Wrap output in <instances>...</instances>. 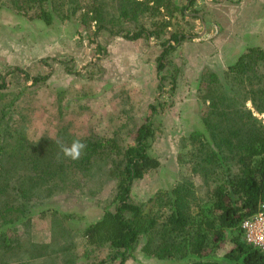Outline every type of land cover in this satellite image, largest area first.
<instances>
[{"label": "trees", "instance_id": "16d2710c", "mask_svg": "<svg viewBox=\"0 0 264 264\" xmlns=\"http://www.w3.org/2000/svg\"><path fill=\"white\" fill-rule=\"evenodd\" d=\"M58 1L11 0V8L50 25L53 11L69 2L62 0V5H56ZM194 2L189 0L190 5ZM87 5L95 34L104 30L128 40L159 37L170 25L159 19L161 9L167 13L175 8L172 0H111L108 4L92 0ZM67 11L72 14L76 9L69 6ZM144 13L156 18L154 30L140 24L133 29L122 26ZM180 13L183 15V10ZM185 38L184 32L177 31L161 42L155 58L159 94L127 142L98 134L73 137L71 141L80 139L86 148L78 160H72L60 147L71 145L66 135L59 140L27 141L18 127L5 120L7 105L0 106V257L20 250L29 233L33 208L43 207L60 191L75 197L95 195L102 190L97 178L103 173L114 182L112 195L102 216L84 223L80 235L87 249L107 246L109 252L106 258L90 264H125L142 235L147 238L144 252L171 264H264V253L245 241L241 229V221L264 204V123L247 106L250 102L254 111L264 114V71L259 72V68L264 69V50L260 47H250L229 65L223 82L212 75L200 94L205 106L201 129L189 136L193 146L183 154L188 156L190 174L200 178L203 188L188 176L170 189L156 192L146 203L132 201L133 184L160 166L149 153L155 137L154 118L168 105L161 96L165 81L167 95L176 90L175 76L164 72L168 56ZM11 73L22 75L32 85L45 82L50 75H31L19 67L0 72V94L8 88L7 75ZM183 154L178 160L182 161ZM40 213L56 218L60 212L48 208ZM60 215L62 222L80 221L77 214ZM230 234L231 246L223 250ZM43 247L49 249L50 245ZM45 251L32 252L30 258L45 255Z\"/></svg>", "mask_w": 264, "mask_h": 264}, {"label": "rangeland", "instance_id": "374dc122", "mask_svg": "<svg viewBox=\"0 0 264 264\" xmlns=\"http://www.w3.org/2000/svg\"><path fill=\"white\" fill-rule=\"evenodd\" d=\"M91 1L69 0L64 5L62 0L58 1L56 5L63 7L53 11L52 23L47 25L13 10L11 0H0V72L19 67L31 75L50 74L45 82L37 85L24 81L20 74L7 75L8 88L0 94V106L7 105L5 120L18 127L27 141L46 142L66 135L69 145L70 138L98 134L127 142L148 114V105L159 94L155 58L161 51V42L171 32L182 31L186 38L168 56L164 72L175 76L176 90L167 95L169 86L165 81L161 96L168 105L164 113L154 118L155 137L149 147V153L159 160L160 166L133 184L131 198L135 203H146L156 192L168 190L188 176L203 188L200 178L190 174L188 156L183 153L193 146L189 136L201 129V111L205 106L200 94L212 75L216 74L223 82L234 59L233 53L227 57L228 64L225 56L214 57L215 40L223 41V34L216 35L214 18L219 16L222 26L226 27L228 14L232 20L238 13L235 6L240 0H195L192 5L189 0H172L175 6L172 12L161 9L163 15H158L159 19L170 22L168 29L157 38L136 40L104 30L95 34L93 15L87 11ZM105 1L108 4L111 0ZM149 5L153 6L150 2ZM69 6L75 7V13H68ZM263 11L264 6L255 8L253 18L245 19L248 21L241 39H232L234 44L230 50L235 43L238 44L235 53L242 50V43L247 46L245 51L250 47L264 50ZM152 18L144 13L124 21L122 26L133 29L140 24L154 30L156 18ZM254 25L258 34L251 30ZM263 71L259 68V72ZM247 106L264 123V114L254 111L250 102ZM179 154H183L182 161L178 160ZM97 179L102 190L93 196L75 197L60 191L43 207L33 208L29 233L23 238L20 250L3 253L0 264H90L106 258L107 246L89 250L80 235L84 223L102 216L103 206L113 192L114 182L109 174L102 173ZM48 208L57 209L59 215L56 218L40 215ZM62 213L77 214L80 221L62 222ZM230 237L231 234L222 245L223 250L230 248ZM146 241L142 235L133 257L125 264L172 263L145 253ZM47 243L49 249L43 247ZM43 250L45 255L30 258L32 252Z\"/></svg>", "mask_w": 264, "mask_h": 264}, {"label": "crops", "instance_id": "0c3cea01", "mask_svg": "<svg viewBox=\"0 0 264 264\" xmlns=\"http://www.w3.org/2000/svg\"><path fill=\"white\" fill-rule=\"evenodd\" d=\"M263 6H264V0H240V2H238L236 4V6H235V8L238 9L237 10L238 13L236 15H233L232 16L233 17L232 20H230L231 17L228 14L226 27L222 26V24L220 22V17L219 16L216 19L214 18V24L216 25V27H217V29L219 31L218 32L216 30V35L219 33V35L222 36V34H223V36H222L223 41L218 42L217 40H215V42H214V52H215L214 53V57H216V56L219 57L220 55L223 56V57L225 56L226 57V61H227V57H229L231 55V53H233L234 54V59L232 60V63L231 64H233V63H235L237 61V59L239 58V56L242 53H244L245 48H247V46L245 45V43H242L243 44L242 50L239 53L238 52L235 53V48H236V46L238 44L235 43V47L232 50H230L232 48V45L234 44V43H232V39H241L242 30H244L245 29V26H246L245 25V22L248 21V20H251L253 18L255 8H258L259 7V8L262 9ZM247 10L250 13L246 12ZM263 13H264V11H263ZM246 18L248 20L245 21ZM261 20L262 19L260 18L259 22ZM251 30L255 34H258V31L259 30H258V28H256V25H254V28H252ZM224 44H227L228 50H227V48L226 49L224 48ZM227 64H228V61H227Z\"/></svg>", "mask_w": 264, "mask_h": 264}, {"label": "built area", "instance_id": "2783aa9c", "mask_svg": "<svg viewBox=\"0 0 264 264\" xmlns=\"http://www.w3.org/2000/svg\"><path fill=\"white\" fill-rule=\"evenodd\" d=\"M264 204L260 210L251 217L241 221V229L245 241L264 253Z\"/></svg>", "mask_w": 264, "mask_h": 264}, {"label": "clouds", "instance_id": "9594fccd", "mask_svg": "<svg viewBox=\"0 0 264 264\" xmlns=\"http://www.w3.org/2000/svg\"><path fill=\"white\" fill-rule=\"evenodd\" d=\"M60 147L64 156L72 160H78L82 151L86 148V144L80 139H75L72 141L70 146L62 144Z\"/></svg>", "mask_w": 264, "mask_h": 264}]
</instances>
